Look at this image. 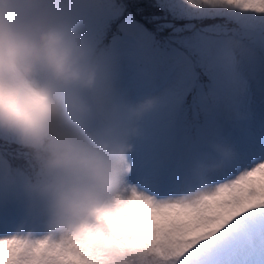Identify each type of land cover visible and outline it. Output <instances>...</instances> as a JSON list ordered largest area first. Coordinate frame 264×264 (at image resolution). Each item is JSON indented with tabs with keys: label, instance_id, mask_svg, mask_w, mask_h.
<instances>
[{
	"label": "snow or ice",
	"instance_id": "6c2138e0",
	"mask_svg": "<svg viewBox=\"0 0 264 264\" xmlns=\"http://www.w3.org/2000/svg\"><path fill=\"white\" fill-rule=\"evenodd\" d=\"M199 14L172 25L155 47L121 18L99 10L101 42L126 63L135 96L154 98L120 201L78 243L24 238L11 207L0 208V264H264V0H182ZM225 163L195 181V158ZM22 159L0 144V171ZM33 225L36 220L27 222ZM35 230V227H31Z\"/></svg>",
	"mask_w": 264,
	"mask_h": 264
},
{
	"label": "clouds",
	"instance_id": "9594fccd",
	"mask_svg": "<svg viewBox=\"0 0 264 264\" xmlns=\"http://www.w3.org/2000/svg\"><path fill=\"white\" fill-rule=\"evenodd\" d=\"M76 0H0V144L11 145L23 168L0 171V189L19 196L16 235L78 243L133 192V159L152 97L114 100L101 112L89 100L98 83V50L75 14ZM194 15L198 9L184 3ZM195 158L200 180L225 163ZM31 220L42 230L28 227ZM196 245L175 256L177 264ZM158 255L130 254L127 264H159ZM187 264V262H186Z\"/></svg>",
	"mask_w": 264,
	"mask_h": 264
},
{
	"label": "rangeland",
	"instance_id": "374dc122",
	"mask_svg": "<svg viewBox=\"0 0 264 264\" xmlns=\"http://www.w3.org/2000/svg\"><path fill=\"white\" fill-rule=\"evenodd\" d=\"M162 0H160L161 2ZM163 4L168 5L169 9L174 13L187 16L194 14L184 6L182 0H163ZM105 10L116 17L120 18L123 11L113 5L112 0H76L75 14L81 24L83 31L89 40L96 46L98 50V83L93 92L88 94L89 100L97 107L99 111H103L105 106L114 100H123L127 102H139L149 96L137 97L132 91L131 85L128 83L130 74L126 63L115 59L101 42V37L97 29V13L99 10ZM127 28L134 29L145 36V38L155 47L163 49L169 42L164 39L157 41L150 38L149 30L135 20H123ZM11 207L17 213L19 219L23 216L22 200L19 196L9 193L4 189H0V208ZM28 227H35L37 231H41L42 227L39 222Z\"/></svg>",
	"mask_w": 264,
	"mask_h": 264
},
{
	"label": "trees",
	"instance_id": "16d2710c",
	"mask_svg": "<svg viewBox=\"0 0 264 264\" xmlns=\"http://www.w3.org/2000/svg\"><path fill=\"white\" fill-rule=\"evenodd\" d=\"M113 5L122 10L121 19L125 17L138 18L150 30V38L166 39L172 35V25L184 24L190 16L174 13L163 0H112ZM13 167L26 166L23 159H12Z\"/></svg>",
	"mask_w": 264,
	"mask_h": 264
}]
</instances>
